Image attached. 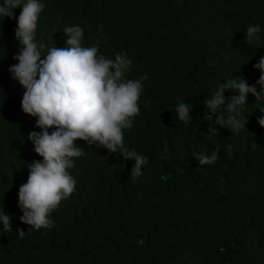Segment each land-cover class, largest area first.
<instances>
[{
	"label": "trees",
	"instance_id": "1",
	"mask_svg": "<svg viewBox=\"0 0 264 264\" xmlns=\"http://www.w3.org/2000/svg\"><path fill=\"white\" fill-rule=\"evenodd\" d=\"M43 2L38 40L63 47V28L79 25L84 46L98 43L109 58L125 52L128 78L147 77L123 139L148 163L131 178L133 159L77 139L76 190L51 213L53 227L20 238L16 229L30 226L19 220L18 190L27 163L41 159L27 134L41 129L22 111L24 89L8 71L18 63L17 21L0 18V208L12 217V231L0 230V264H264V100L248 94L239 134L215 125L209 136L202 119L217 82L234 75L256 84L264 47L247 45L244 31L259 23L264 44V0ZM178 100L193 104L188 123L176 119ZM217 146L212 164L192 157Z\"/></svg>",
	"mask_w": 264,
	"mask_h": 264
},
{
	"label": "clouds",
	"instance_id": "2",
	"mask_svg": "<svg viewBox=\"0 0 264 264\" xmlns=\"http://www.w3.org/2000/svg\"><path fill=\"white\" fill-rule=\"evenodd\" d=\"M18 6L21 11L16 16L13 9ZM44 7L43 0H0V18L17 21L14 35L19 46L13 58L18 63L10 65L8 71L24 89L22 111L36 117L35 126L41 129L27 134L33 151L41 159L27 163L28 177L18 190V207L22 211L19 220L30 226L27 232L16 229L20 238L53 227L51 213L76 190L77 180L70 169L75 167L76 158L84 154L77 139L133 159L131 178L142 175V168L148 163L147 156L126 148L123 139V130L131 129L134 117L139 114L138 101L147 77L128 78L133 61L125 52L109 58L99 51L98 43L84 46V31L79 25L63 28L67 35L63 47L38 40L37 21ZM261 31L259 23L248 24L244 31L246 44L264 47ZM253 67L260 72L256 84L250 85L244 77L233 75L217 82L205 97L202 119L209 124L207 135H217L219 129L215 125L229 129L231 134H239L247 127L249 116L244 114V109L248 106V94L255 95L257 101L264 100V55ZM226 90L232 93L228 97ZM192 109L191 102L178 100L176 119L190 122ZM260 110L264 112V108ZM257 121L264 127V115L258 116ZM225 147L230 150L232 146ZM218 152L219 146L210 154L194 151L192 157L202 167L214 163ZM11 220L4 208H0V230L12 231Z\"/></svg>",
	"mask_w": 264,
	"mask_h": 264
},
{
	"label": "bare ground",
	"instance_id": "3",
	"mask_svg": "<svg viewBox=\"0 0 264 264\" xmlns=\"http://www.w3.org/2000/svg\"><path fill=\"white\" fill-rule=\"evenodd\" d=\"M230 39V38H229ZM235 40V39H234ZM216 64V63H215ZM207 133V132H206ZM171 151V150H170ZM163 164V163H162ZM177 167V166H176Z\"/></svg>",
	"mask_w": 264,
	"mask_h": 264
}]
</instances>
